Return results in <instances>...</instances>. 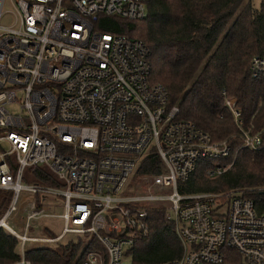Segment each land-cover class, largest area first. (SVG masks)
I'll list each match as a JSON object with an SVG mask.
<instances>
[{
  "label": "built area",
  "instance_id": "built-area-1",
  "mask_svg": "<svg viewBox=\"0 0 264 264\" xmlns=\"http://www.w3.org/2000/svg\"><path fill=\"white\" fill-rule=\"evenodd\" d=\"M148 1L0 0V20L12 18L0 23V230L19 241L15 264H30L27 246L53 248L67 235L100 246L80 264H132L131 248L149 236L157 205L167 208L182 245L181 256L163 264H264V203L238 189L179 190L203 161L219 162L206 169L214 179L233 168L241 149L261 152L263 133L245 127L234 99L225 107L240 133L236 151L179 120L167 89L150 81L149 46L94 29L100 16L143 19ZM250 73L264 79V56L252 58ZM151 150L164 172L138 177L145 179L138 188L134 175ZM39 167L60 185L25 181ZM22 193L33 209L36 198L40 207L61 201L58 236L32 237L29 222L15 230L9 220Z\"/></svg>",
  "mask_w": 264,
  "mask_h": 264
},
{
  "label": "trees",
  "instance_id": "trees-1",
  "mask_svg": "<svg viewBox=\"0 0 264 264\" xmlns=\"http://www.w3.org/2000/svg\"><path fill=\"white\" fill-rule=\"evenodd\" d=\"M145 6L143 19L100 16L94 29L136 38L149 46L150 81L167 89L169 106L179 108V120L194 123L214 141H226L236 151L242 141L225 107L227 99H234L245 127L262 132L264 137V79H254L250 73L252 58L264 56V0L259 9L254 8L252 0H149ZM214 163L219 162H201L189 180L180 184V192L189 195L238 189L258 206L264 203V195L257 192L264 188V149H241L233 168L211 179L206 169ZM162 172V161L151 150L139 165L134 181ZM25 177V181L41 185H60L45 167ZM36 200L38 209L41 205ZM150 220L149 236L135 241L131 248L132 264H163L178 259L182 245L173 222L167 218V208L154 206ZM91 250H100L93 239L70 238L53 248H27L24 257L30 264H80ZM20 257L19 241L0 230V264H15Z\"/></svg>",
  "mask_w": 264,
  "mask_h": 264
},
{
  "label": "rangeland",
  "instance_id": "rangeland-1",
  "mask_svg": "<svg viewBox=\"0 0 264 264\" xmlns=\"http://www.w3.org/2000/svg\"><path fill=\"white\" fill-rule=\"evenodd\" d=\"M263 0H252L253 6L255 9H259ZM8 7H4V10H7ZM0 23L3 25H10L12 23V18L9 15H5ZM145 182V179H137L134 181L135 186L140 188L141 185ZM23 197L19 208L13 216V219H10V224L15 228L18 233H21L24 230L25 224L29 222V235L32 237H46L52 238L58 236L62 230V221L58 217L62 214L63 208L62 203L58 198H55L53 201L46 200L45 204L39 209H33L31 199L32 197L27 196L22 193ZM32 216L30 220L28 217ZM52 235V236H51ZM77 238L74 235H67L63 240ZM34 247L33 245L27 246V248ZM127 247L123 248V252L126 253ZM123 260L127 263L131 262L129 255H125Z\"/></svg>",
  "mask_w": 264,
  "mask_h": 264
}]
</instances>
